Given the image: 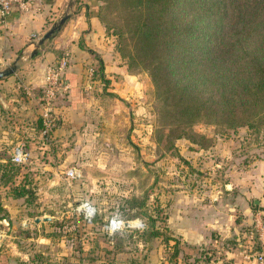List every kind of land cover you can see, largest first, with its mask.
<instances>
[{
	"label": "rangeland",
	"instance_id": "obj_1",
	"mask_svg": "<svg viewBox=\"0 0 264 264\" xmlns=\"http://www.w3.org/2000/svg\"><path fill=\"white\" fill-rule=\"evenodd\" d=\"M70 2L69 14L83 7L82 0ZM97 5L108 54L125 70V84L114 79L125 94L106 91L98 81L87 102L76 110L66 105L62 114L54 111L55 101L68 94L56 96L51 126L41 134L42 89L28 78L37 53L0 79V163L6 165L0 167V264H231L225 250H238L235 236L220 250L190 247L175 229L182 228L184 210L207 209L200 206L208 203L212 208L214 202L221 220L264 216V126L259 132L223 131L196 123L192 139L174 138L148 67L129 65L133 44L123 24L138 9L126 0ZM17 144L26 158L12 165ZM21 185L27 196L13 197L12 189ZM84 203L93 206L90 220L79 210ZM36 217L49 219L34 222ZM150 217L155 227L165 223L180 237L175 257L172 240L146 237ZM182 249L199 255L185 257Z\"/></svg>",
	"mask_w": 264,
	"mask_h": 264
},
{
	"label": "trees",
	"instance_id": "obj_2",
	"mask_svg": "<svg viewBox=\"0 0 264 264\" xmlns=\"http://www.w3.org/2000/svg\"><path fill=\"white\" fill-rule=\"evenodd\" d=\"M126 1L138 9L130 24H123L133 44L129 65L148 67L171 119L170 135L192 139L190 126L196 123L223 131L263 128L264 0ZM91 3L90 13L99 19L96 0ZM102 72L97 59L92 75L106 84ZM12 191L13 197L27 196L23 185ZM149 221L146 237L172 240L175 257L180 237L165 223L155 227L156 218ZM247 229L248 224L242 233ZM182 251L187 257L189 251Z\"/></svg>",
	"mask_w": 264,
	"mask_h": 264
},
{
	"label": "crops",
	"instance_id": "obj_3",
	"mask_svg": "<svg viewBox=\"0 0 264 264\" xmlns=\"http://www.w3.org/2000/svg\"><path fill=\"white\" fill-rule=\"evenodd\" d=\"M82 1L81 10L75 13L74 10L72 12L70 10L60 30L37 49V56L34 59L37 63L36 68L28 77L32 87L41 88L45 65L53 62L60 54L66 55L68 65L64 78L70 84V90L64 100L55 101L54 107V111L61 114L66 105L68 109L76 110L87 102L91 90L99 81L96 77L90 79L88 76V71L95 67L97 59L103 65L105 90L119 95L126 93L125 89L117 85L114 80L117 78L125 84V70L122 65L112 61L108 54V47L100 35L101 29L96 17L91 15L94 10L91 0ZM69 2L70 0H28L25 10L13 6L7 14H0V69L9 65L17 55H20L17 66L26 61L25 58L29 57L35 37L37 39L66 10ZM86 13L90 14L86 15ZM87 24L90 27H87ZM88 52H92V56ZM260 203V206L264 207V197L260 199ZM216 205L217 203L214 202L212 208L213 205L208 203L200 206H207V209L196 208L188 212L184 210L182 220H178L182 228L178 227L175 231L190 247L207 244L220 250L225 240L235 236L233 240L236 242L241 237L240 227L249 224L250 220H247L248 218L221 220V211ZM204 209L206 210L203 211ZM173 222L177 223V220ZM235 245L237 246V242ZM187 255L193 257L199 254L190 250ZM225 259L231 264H245L238 250L235 252L225 250Z\"/></svg>",
	"mask_w": 264,
	"mask_h": 264
},
{
	"label": "built area",
	"instance_id": "obj_4",
	"mask_svg": "<svg viewBox=\"0 0 264 264\" xmlns=\"http://www.w3.org/2000/svg\"><path fill=\"white\" fill-rule=\"evenodd\" d=\"M13 6L25 10L28 6V0H0V14H7ZM32 37L35 36L32 35ZM67 65L68 59L66 55L60 54L53 62L47 63L44 67L40 103L41 134H46L51 126L53 119L50 116V111L54 98L68 94L70 90V84L64 78ZM88 76H92V69L88 71ZM25 158L26 153L22 145L17 144L12 148L10 153L12 162L22 163ZM66 174L72 177L74 171L69 169ZM79 210L85 220H90L94 214L93 206L87 203L82 204ZM108 230H111V228ZM241 238L242 241H237L236 248L245 264H264V221L259 213H256L250 220L248 229L241 235Z\"/></svg>",
	"mask_w": 264,
	"mask_h": 264
},
{
	"label": "water",
	"instance_id": "obj_5",
	"mask_svg": "<svg viewBox=\"0 0 264 264\" xmlns=\"http://www.w3.org/2000/svg\"><path fill=\"white\" fill-rule=\"evenodd\" d=\"M71 5V2L68 3L67 8L65 11L62 12V14L50 25L43 34H41L33 43H32V49L29 53V57L34 56L37 53V49L45 42L46 40L50 39L57 31L60 30L62 27L64 21L68 18L69 13L68 9ZM20 55H17L15 59L6 67L3 69H0V79L4 78L6 76H10L11 74L14 73L17 67V60L19 59ZM254 203H257V200H254ZM49 217H42L41 219L36 217L34 218V222H39L40 220H47ZM128 223H125V226H127Z\"/></svg>",
	"mask_w": 264,
	"mask_h": 264
}]
</instances>
